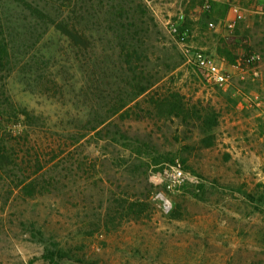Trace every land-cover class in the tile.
I'll list each match as a JSON object with an SVG mask.
<instances>
[{"label": "rangeland", "instance_id": "rangeland-1", "mask_svg": "<svg viewBox=\"0 0 264 264\" xmlns=\"http://www.w3.org/2000/svg\"><path fill=\"white\" fill-rule=\"evenodd\" d=\"M205 1L57 2L83 4L113 42L114 58L131 41L155 84L113 118L121 134L87 133L78 104L11 85L20 107L44 124L20 120L5 137L15 164L0 171V264H264V0H244L256 4L250 25L238 21L220 39L214 30L223 17H211L213 1L209 11ZM169 4L189 13L201 4L208 16L198 25L166 20L160 9ZM171 21L187 36L171 32ZM196 52L213 56L227 79L209 80ZM251 53L260 59L248 63ZM105 69L108 92L116 71ZM125 79L116 83L123 88ZM166 94H178L179 114L152 103ZM169 164L200 182L156 184L154 174ZM158 192L170 199L169 212Z\"/></svg>", "mask_w": 264, "mask_h": 264}, {"label": "trees", "instance_id": "trees-1", "mask_svg": "<svg viewBox=\"0 0 264 264\" xmlns=\"http://www.w3.org/2000/svg\"><path fill=\"white\" fill-rule=\"evenodd\" d=\"M83 7L76 2L68 10V18L105 41L100 33L101 22H89V19L93 21V15L82 11ZM124 43L122 50L126 51L122 56L114 58L110 51L102 63L92 62L29 16L0 0V171L15 164L5 140L6 135H13V126L20 120L27 127L36 129L40 126V114L20 107L11 90L12 84L19 87L20 93L43 96L53 104L64 107L78 104L75 111L86 119L82 129L87 133L100 134L114 127L116 134H121L120 126L113 118L132 109L133 103L138 105V99L155 84L143 60L135 59L139 55L137 47L129 40ZM108 44H112L114 50L113 42ZM131 49L135 55L130 53ZM106 67L116 71L111 73L114 81L108 92L104 87ZM120 74L127 75L123 88L116 83ZM177 96H158L152 103L161 110L166 108L170 115H177L181 108ZM67 110L66 114H69L71 110ZM43 124L42 121L41 126Z\"/></svg>", "mask_w": 264, "mask_h": 264}, {"label": "crops", "instance_id": "crops-1", "mask_svg": "<svg viewBox=\"0 0 264 264\" xmlns=\"http://www.w3.org/2000/svg\"><path fill=\"white\" fill-rule=\"evenodd\" d=\"M1 1L29 16L39 25L44 27L49 33L83 54L92 62L102 63L108 57L110 53V46L108 43L70 20L67 16L69 10L68 6L54 2L53 0ZM235 1L237 0H213V12L210 11L209 15L216 20H221V17H223L222 21L233 17L231 4ZM200 5L193 8L197 13H193L192 9L189 10V13L188 10L181 6V4H169L170 7H162L160 10L161 12H164V15H168L166 20L178 19L185 21L186 23L189 22V20H192L195 25H198L201 21H205L208 16L203 13L204 11L201 9ZM235 5H237L240 10V17L237 22L239 21V23H243L245 26L250 25L249 14L253 11L256 12V4L249 5L247 3L245 4L244 0H238V4ZM221 6L227 7V11L217 13V8H220ZM156 12L158 13L157 9ZM214 31L218 33L219 39L227 32L225 26H219ZM219 50L220 47L217 48V52H220Z\"/></svg>", "mask_w": 264, "mask_h": 264}, {"label": "built area", "instance_id": "built-area-1", "mask_svg": "<svg viewBox=\"0 0 264 264\" xmlns=\"http://www.w3.org/2000/svg\"><path fill=\"white\" fill-rule=\"evenodd\" d=\"M213 0H206L203 8L207 11L210 10ZM233 12V17L225 19L223 21V25L226 27L228 31H232L235 27L237 20L240 17V10L237 5H233L231 8ZM215 24L212 22L211 26ZM170 31L175 35L186 37L189 29H180L179 24L171 21L169 23ZM197 62L200 67L204 70L207 77L211 81L222 82L227 79L228 75L224 73L219 65L216 63L213 56L207 55L202 52H196ZM260 59V55L258 53H251L247 56L248 63H255ZM153 179L156 184L166 185L168 187H172L175 184H182L188 181L191 182H200V179L197 175H193L187 172L181 164H172L167 165L162 170L158 171L154 174ZM156 198L160 200V207L163 211L169 212L172 208V203L170 199H168L162 192H158L156 194Z\"/></svg>", "mask_w": 264, "mask_h": 264}]
</instances>
